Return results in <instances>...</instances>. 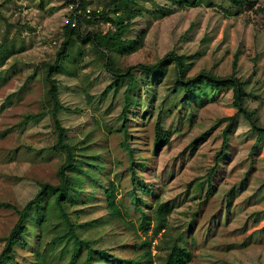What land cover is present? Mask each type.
<instances>
[{
    "label": "rangeland",
    "instance_id": "obj_1",
    "mask_svg": "<svg viewBox=\"0 0 264 264\" xmlns=\"http://www.w3.org/2000/svg\"><path fill=\"white\" fill-rule=\"evenodd\" d=\"M108 1L85 0V8L76 12L81 30L104 33L110 28L108 22L91 14L101 11ZM180 1L135 0L130 9H139L142 15L132 20L124 45L134 43L143 32L142 46L132 53L110 54L108 65L123 71L159 62L173 51L190 56L187 77L202 71L225 77L236 56V75L249 78L246 104L256 111L258 123L264 127V0H251V8L239 10L224 0H200L196 6L179 8ZM73 8L68 0H0V53L5 58L0 65V201L19 209L34 197L40 183H58L57 170L64 155L49 150L56 133L44 103L42 63L53 60ZM104 57L88 43H80L65 56L63 71L54 75L63 105L60 119L75 155L76 166L69 176L77 200L74 196L67 210L77 236L94 240V248H105L120 258L136 254L135 244L151 232L138 227L140 213L128 201L132 168L153 191L152 195H140L144 202L139 205L149 218L157 202L169 201L174 206L166 228L153 239L155 264L179 238L192 255L187 264H264V135L257 139L239 115L225 153L214 173L208 174L228 126L227 121L216 122L235 113L231 90L204 84L207 91H189L191 100L182 102V89L171 92L175 70L169 56L154 78L139 68H133L129 76L111 75L103 68ZM137 80L144 82L139 88ZM125 99L129 100L127 109L123 108ZM168 110L172 112L168 114ZM123 111L126 135L118 130ZM159 111L170 137L167 144L154 150ZM38 112L45 114L26 121L27 115ZM212 126L200 145L188 147ZM254 144L256 150H252ZM110 183L115 185L116 199L128 206V221L133 226L109 215L104 188ZM46 202L32 209L23 237L41 245L16 246L13 264H35L37 250L44 252L42 260L48 264H67L72 240L54 248L46 245L55 233L64 231V223L55 219L52 201L47 206ZM42 213L55 217L45 223L43 236H39L35 225L44 218ZM17 217L14 210L0 207V251ZM84 255L82 251L74 264H85Z\"/></svg>",
    "mask_w": 264,
    "mask_h": 264
},
{
    "label": "trees",
    "instance_id": "obj_2",
    "mask_svg": "<svg viewBox=\"0 0 264 264\" xmlns=\"http://www.w3.org/2000/svg\"><path fill=\"white\" fill-rule=\"evenodd\" d=\"M200 0H181L178 3V7L181 8L183 6H196ZM229 3V5L234 9H241L243 7L251 8L253 5V1L251 0H224ZM69 3L74 4L73 15L69 17L66 24L63 26L62 32V40L59 44L58 49L56 50L55 56L53 60L43 62V70L44 76L43 81L45 84V99L44 103L48 105V109L46 111L49 112L52 118L53 127L56 133V141L55 143L49 147V150H55L61 152L64 155L63 162L60 164L57 170L58 183L50 184L48 182H43L39 184V190L36 192L34 197L28 200L22 208H17L13 204L9 202L0 201V207L12 209L17 213V220L11 227L8 234L3 238L4 245L2 250L0 251V264H13L16 260L15 257V248L16 246H39L40 242H30V239H26L24 241L23 237L26 232H28V220L33 208L40 206L43 200H46V206L49 205L48 201H52L53 208L55 209L56 217L47 216L42 213L44 218L36 223V228H39V232L37 235H41L42 229L44 228L45 223L50 224L51 220L57 219L58 222L64 223V231L57 232L51 237V243L46 244L47 247L52 245L54 248L55 244L62 243L64 240L73 241L72 250L70 252V256L67 264H74L77 259L80 257L81 252L85 251L84 262L85 264H96V261H116L117 264H155L154 262V254H152V243L153 239L156 235L167 226V216L171 213L174 206L169 201L166 202H157L154 211L153 217L149 218L146 212H144L139 203H143L144 200L141 198V194L152 195L153 191L150 189L144 180L141 178L134 169L131 168L130 178L132 187L127 191L129 195V203L134 206L135 209L139 211V228L144 230L146 233L148 231L151 232L149 237L142 239L139 244H135L134 250L136 254L134 256H129L126 258H120L116 255L110 253L105 248H94L92 245L95 241H86L80 239L75 230V222H73L68 213L69 204L73 203V201L77 200L76 195L73 193L74 187L71 185V178L69 176V171L75 167V155L72 146L67 142L66 136V128L63 126L60 119V112L63 110V105L59 99V88L58 83L54 78V75L58 72L63 71V60L65 56L71 50L75 48L78 49L80 43H88L90 46L94 48L97 53H104V61L103 68L107 70L111 75L118 77L129 76L132 72L133 68H139L143 73L149 72L151 77L154 78L159 74V68H161V63L164 59L169 56L173 61V67L175 70V81L171 92L176 93L178 90H183V95L181 96L182 102L188 103L191 98H189V91L193 90H202L205 89L207 91V87L204 84H208L210 88L220 89H230L232 94V104L235 108V113L229 116L221 117L218 119L216 123H221L224 121L228 122V126L222 132V142L219 150L214 155V164L208 171L209 177L214 173L216 167L218 166V159L225 153L228 146L229 133L234 123L237 120V117L241 115L250 125L253 132L256 133V138L259 139L262 135H264V127L260 126L258 123V116L256 115V111L250 109L246 101L250 96L249 92L246 90V86L248 84L249 78L243 80L236 75V67H237V58L234 57L232 62V70L228 76L219 77L210 71H202L193 77H187V59L190 56H185L184 54H177L176 52H167L164 58L160 59L159 62L152 63L149 65H133L129 66L123 71L120 70H112L108 65L109 55L112 53H132L139 49L142 46L143 41V32H140L137 39L134 43L130 44L128 47H125L124 41L126 40V35L131 28L130 25L132 20L142 15V12L139 9H130L131 5L135 2V0H109L107 3L103 4V9L101 11H92L91 14L94 19H98L100 22H108L110 24V28L106 30L104 33L95 30H81V22L77 19L76 12L78 10H83L85 8L86 2L85 0H68ZM112 7V10H108ZM173 8L174 10L177 9ZM77 20V21H76ZM102 39H105L104 45ZM80 54L79 51L77 53ZM4 56L0 53V65L4 63ZM35 75L33 72L29 79ZM139 80H137L138 82ZM141 84L144 82H138L137 87L139 88ZM132 85V84H131ZM129 84V88L131 87ZM203 86V87H202ZM127 92L129 90H126ZM207 93V92H206ZM205 93V94H206ZM126 95V94H125ZM193 100V99H192ZM195 101L197 99H194ZM129 105V100L125 99L124 101V109H127ZM172 110H168L167 113L170 114ZM45 113L38 112L35 114H30L26 116V121L30 119H36L41 116H44ZM124 118L122 120L121 128L118 130L124 131L125 135L127 134L126 129V112L123 111ZM162 116L163 112L159 111L157 114V118L154 124V138H153V148L154 150H158L163 144H167L169 142L170 131L169 129H165L162 125ZM214 126L210 127L206 131L200 133L193 140L188 143L189 148H196L200 145L201 142L207 138L211 130ZM127 143V142H126ZM256 144L252 147V150H256ZM136 163V162H135ZM141 165V164H139ZM247 174L241 180L240 185L246 179ZM139 189V192L137 191ZM115 185L114 183H110L109 186L104 188L105 193V201L106 208L113 218L128 221V206L122 204L116 199L115 194ZM228 192V202L230 198V192ZM75 196V200H74ZM48 203V204H47ZM47 211H50L49 209ZM75 211V210H74ZM227 213V209L225 211ZM224 212V213H225ZM225 213L224 218H227V214ZM54 214V213H51ZM133 222H129V225L133 226ZM152 224V225H151ZM151 225V226H150ZM38 236V237H39ZM182 237V236H181ZM46 248V246H45ZM48 249V248H47ZM37 250L35 253L36 262L35 264H48L45 260H42V252ZM192 258L191 252L181 239L175 240L170 248H168V252L165 257L159 262V264H187Z\"/></svg>",
    "mask_w": 264,
    "mask_h": 264
}]
</instances>
